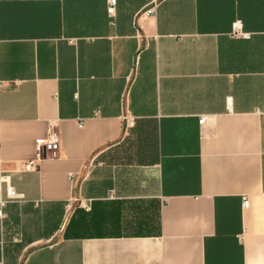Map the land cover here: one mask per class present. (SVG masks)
I'll return each mask as SVG.
<instances>
[{
  "label": "crops",
  "instance_id": "obj_1",
  "mask_svg": "<svg viewBox=\"0 0 264 264\" xmlns=\"http://www.w3.org/2000/svg\"><path fill=\"white\" fill-rule=\"evenodd\" d=\"M106 2L0 0V264H264V0Z\"/></svg>",
  "mask_w": 264,
  "mask_h": 264
},
{
  "label": "built area",
  "instance_id": "obj_2",
  "mask_svg": "<svg viewBox=\"0 0 264 264\" xmlns=\"http://www.w3.org/2000/svg\"><path fill=\"white\" fill-rule=\"evenodd\" d=\"M107 14L109 17H113L115 14V9H116V0H107ZM154 13V9H148L146 12H144L145 17H151L152 14ZM241 29H240V24L239 23H234L232 25V34L234 36H238L241 38L248 39V36L241 34ZM228 105L231 103V99L227 100ZM205 119H201L199 121V125H202ZM125 123L127 127H132L133 126V119L132 118H127L125 119ZM79 127H82V123L80 122ZM46 136L44 139H39L35 141V150H37V158L36 160H29L25 164V171L30 172L31 170L35 169L36 164L40 161L39 156L41 154H50L52 157L55 156L56 153L59 152V145H60V135L58 134V131L56 129V126L51 125L47 129ZM8 179L6 177H0V219H3L4 215L2 214L1 210L8 204L12 202H21L24 200L23 196L20 194H17L13 188L9 186L7 183ZM5 185V198L1 197V186ZM74 204L77 203V201L73 202ZM78 206L82 208L85 211L89 210V204L84 201H79ZM248 202L247 200L242 201V208H247Z\"/></svg>",
  "mask_w": 264,
  "mask_h": 264
},
{
  "label": "rangeland",
  "instance_id": "obj_3",
  "mask_svg": "<svg viewBox=\"0 0 264 264\" xmlns=\"http://www.w3.org/2000/svg\"><path fill=\"white\" fill-rule=\"evenodd\" d=\"M69 213V212H68Z\"/></svg>",
  "mask_w": 264,
  "mask_h": 264
}]
</instances>
